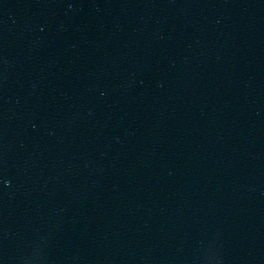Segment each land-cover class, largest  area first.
Here are the masks:
<instances>
[{"label": "water", "instance_id": "95a60500", "mask_svg": "<svg viewBox=\"0 0 264 264\" xmlns=\"http://www.w3.org/2000/svg\"><path fill=\"white\" fill-rule=\"evenodd\" d=\"M0 264H264V0H0Z\"/></svg>", "mask_w": 264, "mask_h": 264}]
</instances>
